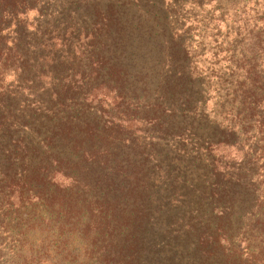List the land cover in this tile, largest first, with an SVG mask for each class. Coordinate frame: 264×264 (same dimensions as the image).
<instances>
[{"label": "trees", "instance_id": "16d2710c", "mask_svg": "<svg viewBox=\"0 0 264 264\" xmlns=\"http://www.w3.org/2000/svg\"><path fill=\"white\" fill-rule=\"evenodd\" d=\"M0 264H264V0H0Z\"/></svg>", "mask_w": 264, "mask_h": 264}, {"label": "rangeland", "instance_id": "374dc122", "mask_svg": "<svg viewBox=\"0 0 264 264\" xmlns=\"http://www.w3.org/2000/svg\"><path fill=\"white\" fill-rule=\"evenodd\" d=\"M196 36V35H195Z\"/></svg>", "mask_w": 264, "mask_h": 264}]
</instances>
